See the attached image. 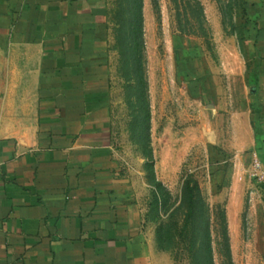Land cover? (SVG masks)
<instances>
[{
	"label": "rangeland",
	"instance_id": "374dc122",
	"mask_svg": "<svg viewBox=\"0 0 264 264\" xmlns=\"http://www.w3.org/2000/svg\"><path fill=\"white\" fill-rule=\"evenodd\" d=\"M105 1L117 168L152 264H226L223 213L233 264H264V178L251 170L264 0ZM187 181L199 251L176 259Z\"/></svg>",
	"mask_w": 264,
	"mask_h": 264
},
{
	"label": "crops",
	"instance_id": "0c3cea01",
	"mask_svg": "<svg viewBox=\"0 0 264 264\" xmlns=\"http://www.w3.org/2000/svg\"><path fill=\"white\" fill-rule=\"evenodd\" d=\"M109 58L105 0H0V264H152ZM257 101L264 167V79Z\"/></svg>",
	"mask_w": 264,
	"mask_h": 264
},
{
	"label": "trees",
	"instance_id": "16d2710c",
	"mask_svg": "<svg viewBox=\"0 0 264 264\" xmlns=\"http://www.w3.org/2000/svg\"><path fill=\"white\" fill-rule=\"evenodd\" d=\"M185 192L190 193V207L185 217L182 227L178 231V244H177V256L181 254H188L189 256H197L199 251V238L195 230V215H196V198L198 197L199 190H192L189 181L185 182ZM220 207V206H219ZM223 216L224 224V236L222 240V247L224 256L226 258V264H233L230 248V238L227 231V221L225 214ZM209 257V255H208ZM207 263L211 264L208 260Z\"/></svg>",
	"mask_w": 264,
	"mask_h": 264
},
{
	"label": "built area",
	"instance_id": "2783aa9c",
	"mask_svg": "<svg viewBox=\"0 0 264 264\" xmlns=\"http://www.w3.org/2000/svg\"><path fill=\"white\" fill-rule=\"evenodd\" d=\"M252 173L260 178H264V167L259 157L255 154L251 164Z\"/></svg>",
	"mask_w": 264,
	"mask_h": 264
}]
</instances>
